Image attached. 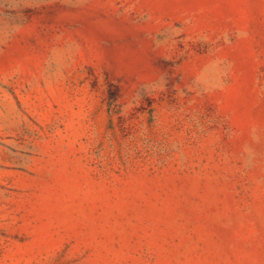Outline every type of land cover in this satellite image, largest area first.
Masks as SVG:
<instances>
[{
	"label": "rangeland",
	"instance_id": "rangeland-1",
	"mask_svg": "<svg viewBox=\"0 0 264 264\" xmlns=\"http://www.w3.org/2000/svg\"><path fill=\"white\" fill-rule=\"evenodd\" d=\"M0 264H264V0H0Z\"/></svg>",
	"mask_w": 264,
	"mask_h": 264
}]
</instances>
